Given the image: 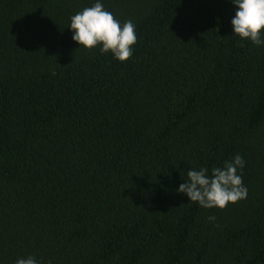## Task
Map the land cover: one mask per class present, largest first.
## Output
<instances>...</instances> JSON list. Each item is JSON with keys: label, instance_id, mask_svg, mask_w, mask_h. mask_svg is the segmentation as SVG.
<instances>
[{"label": "trees", "instance_id": "obj_1", "mask_svg": "<svg viewBox=\"0 0 264 264\" xmlns=\"http://www.w3.org/2000/svg\"><path fill=\"white\" fill-rule=\"evenodd\" d=\"M94 2L0 0V264H264V46L226 0H101L120 62L71 39ZM237 153L246 199L176 192Z\"/></svg>", "mask_w": 264, "mask_h": 264}, {"label": "clouds", "instance_id": "obj_2", "mask_svg": "<svg viewBox=\"0 0 264 264\" xmlns=\"http://www.w3.org/2000/svg\"><path fill=\"white\" fill-rule=\"evenodd\" d=\"M234 6L230 19L232 34L241 40H248L256 46H264V0H226ZM71 39L84 49L99 47L101 53L124 62L133 55L137 41L135 24L131 20L123 23L107 10L101 0H95L90 7L70 17L67 26ZM245 161L240 154L224 160L219 166L188 168L185 179L179 183L176 192L185 195L188 202L198 203L204 209H224L231 203L247 198L240 171ZM209 220L215 219L209 216ZM15 264H41L33 255L17 258Z\"/></svg>", "mask_w": 264, "mask_h": 264}]
</instances>
